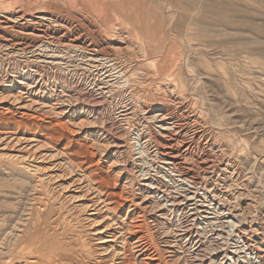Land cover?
<instances>
[{
  "label": "rangeland",
  "instance_id": "rangeland-1",
  "mask_svg": "<svg viewBox=\"0 0 264 264\" xmlns=\"http://www.w3.org/2000/svg\"><path fill=\"white\" fill-rule=\"evenodd\" d=\"M39 15L50 20L41 26ZM0 34V264L24 262L50 238L55 224L39 231L36 194L51 216L62 214L55 226L68 254L89 258L92 215L108 231L109 250L132 264L143 263L140 235L156 264L191 263L176 223L137 176L151 159L137 157L140 144L185 145L190 137L195 152L185 157L204 168L208 210L225 206L219 212L249 230L264 259V0H0ZM160 110L167 132L149 121ZM21 215V240L2 247L3 231ZM138 220L142 231L129 230ZM228 236L225 227L220 240ZM249 257L226 264H258Z\"/></svg>",
  "mask_w": 264,
  "mask_h": 264
},
{
  "label": "bare ground",
  "instance_id": "bare-ground-1",
  "mask_svg": "<svg viewBox=\"0 0 264 264\" xmlns=\"http://www.w3.org/2000/svg\"><path fill=\"white\" fill-rule=\"evenodd\" d=\"M23 16V15H22ZM18 17L19 20L22 17ZM26 16V15H25ZM36 17V16H35ZM25 18V17H24ZM37 20H39V24H47L50 20V17L45 15H39L36 17ZM29 19V18H28ZM21 20H23L21 18ZM27 20V19H26ZM25 20V21H26ZM2 22V21H1ZM17 22V21H16ZM20 22V21H19ZM35 22V21H34ZM52 22V20H51ZM50 22V23H51ZM30 23V22H28ZM33 23V22H32ZM27 24V23H26ZM28 25V24H27ZM26 25V26H27ZM52 25V24H51ZM55 25V24H54ZM57 25V24H56ZM61 25V24H60ZM25 26V25H24ZM40 26V27H41ZM36 27V26H35ZM52 27H54L52 25ZM56 27V26H55ZM34 28V27H33ZM49 28V27H48ZM58 28V27H57ZM53 29V28H52ZM59 29V28H58ZM45 32V30H44ZM27 33V32H26ZM46 33V32H45ZM29 34V33H28ZM1 35V34H0ZM2 36V35H1ZM0 36V37H1ZM5 39V38H4ZM8 39V38H7ZM10 39V38H9ZM26 39V38H25ZM48 39V38H47ZM6 41V40H5ZM9 41V40H8ZM15 41V40H14ZM34 41V40H33ZM22 42V41H20ZM54 42V41H49ZM18 43V42H17ZM61 43V42H60ZM59 42L55 41V44H60ZM63 43V42H62ZM27 44V43H26ZM29 44V43H28ZM34 44V43H33ZM19 44L16 45V47ZM32 45V44H31ZM78 45V44H77ZM83 45V44H82ZM81 45V46H82ZM28 46V45H27ZM24 46L21 48L23 51L22 53H30L31 48ZM41 46V45H40ZM8 47V46H7ZM11 46L9 45V48ZM25 47V48H24ZM76 47V46H75ZM12 48V47H11ZM15 48V47H14ZM13 48V49H14ZM19 48V47H18ZM17 48V49H18ZM47 48V46H46ZM50 48V47H49ZM60 48V47H59ZM58 48V49H59ZM84 48V47H83ZM16 49V50H17ZM20 49V48H19ZM40 49V48H39ZM48 49V48H47ZM56 49V48H54ZM33 50V49H32ZM44 50V48H43ZM49 50V49H48ZM51 50V49H50ZM84 50V49H83ZM87 50V48H86ZM90 50V49H89ZM42 51V50H41ZM16 52V51H15ZM37 52V51H34ZM43 52V51H42ZM57 52V51H56ZM88 52V51H87ZM18 53V50H17ZM33 53V52H32ZM44 53V52H43ZM71 53V52H70ZM37 55L39 53H36ZM46 54V53H45ZM57 54V53H56ZM92 57H96L99 60H102L103 58L100 56H103L99 53V51L95 49H91L89 52ZM16 55V54H15ZM31 55V54H30ZM46 54L45 56H47ZM58 55V54H57ZM35 56V55H34ZM55 56V55H54ZM60 56V55H59ZM33 57V56H32ZM38 57V56H37ZM43 58V57H42ZM35 59V58H34ZM58 59V58H57ZM63 60V59H62ZM69 60V59H68ZM34 61V60H32ZM52 61V60H51ZM46 62V61H45ZM50 62V61H48ZM47 63V62H46ZM54 63V62H53ZM52 63V64H53ZM58 63V61H57ZM64 63V62H63ZM103 63V62H102ZM49 64V63H48ZM59 64V63H58ZM62 64V63H61ZM75 64V63H74ZM108 66V65H107ZM50 67V66H49ZM59 67V65H58ZM86 67V66H85ZM88 67V66H87ZM86 67V68H87ZM95 67V66H94ZM69 69V68H68ZM116 69V68H115ZM94 70V69H93ZM25 71V70H24ZM91 71V70H90ZM2 72V71H1ZM94 72V71H93ZM112 72V71H111ZM20 74V73H19ZM96 74V73H95ZM109 74V73H108ZM116 74V73H115ZM1 76V75H0ZM30 77H35L33 74H27L24 76L25 80H28ZM5 79V78H4ZM69 81V80H68ZM91 81V80H90ZM89 81V82H90ZM2 82V81H1ZM27 82V81H26ZM29 82V80H28ZM38 81L34 82V86L32 87L36 89L37 87L41 88V85L37 83ZM24 84V82H23ZM30 86V85H29ZM31 87V86H30ZM77 87V86H76ZM114 87V86H113ZM45 88V87H44ZM101 88V87H100ZM22 91V90H21ZM29 91V90H28ZM34 91V90H33ZM97 91V90H96ZM103 91V89H102ZM25 93V92H24ZM79 96H83L86 93L85 91L78 90ZM103 93V92H100ZM76 94V93H75ZM127 94V93H126ZM92 95V94H91ZM100 95V94H99ZM7 97V96H6ZM100 97V96H98ZM4 98V97H3ZM2 98V99H3ZM76 98V97H75ZM17 97H14V101L17 100ZM98 99V98H97ZM97 99H94V102L97 103ZM100 104V103H98ZM89 105V104H88ZM94 105V104H93ZM91 106V105H90ZM133 106V105H132ZM93 108H96V105L93 106ZM87 109V108H86ZM92 110V109H91ZM13 111V110H12ZM11 112V111H10ZM16 112V111H15ZM127 113V112H126ZM125 113V114H126ZM145 113V112H144ZM146 113H149L148 111ZM145 113V114H146ZM131 114V113H130ZM129 114V115H130ZM152 114V113H151ZM124 117V116H123ZM146 117V116H145ZM125 118V117H124ZM148 118V117H147ZM42 119V118H41ZM146 119V118H145ZM171 120V119H170ZM150 123H153L156 125V129H158L159 133L163 131H168L167 126H165V122L169 121L168 116L164 111H157L154 114L150 116L149 119ZM148 121V122H149ZM115 122V121H114ZM106 123V122H105ZM159 123V125L157 124ZM173 123L175 128V123ZM141 125V124H140ZM171 126V125H170ZM31 127V126H30ZM173 129V127H169V129ZM111 129V128H108ZM113 129V128H112ZM170 129V130H171ZM106 130V129H105ZM3 131V130H2ZM8 131V130H7ZM157 131V132H158ZM172 131V130H171ZM176 131V130H175ZM140 132V131H139ZM165 132V133H166ZM174 133V131H172ZM180 132V130H179ZM172 133V134H173ZM47 134V133H46ZM113 134V133H112ZM140 134V133H139ZM138 134V135H139ZM177 132L174 133L175 137L174 140L178 137ZM140 136V135H139ZM165 137L167 135H164ZM183 136V135H182ZM134 137V136H133ZM151 137V136H150ZM180 137V136H179ZM120 138V137H119ZM172 138V137H171ZM193 137H190L189 140H187V143L185 145H181L182 143H177L176 145L173 144V141L169 143V145H161L147 141L143 145L140 144L139 147V155L137 157H140V159H144L145 156L150 157V162L148 158L149 165H138V180L141 187L146 190L147 193L154 196L156 199L157 206L164 211V214L169 218V220L175 224L177 227V238L178 241L184 240V245L182 242L183 247L187 248L191 252V258L190 261L192 264H214L218 262L219 264H226L229 262V260H233L237 262L241 259V257H252L258 258V261L255 263L258 264H264L263 262V256L260 255V252L254 247L248 243V240L246 239L247 234L249 232L246 228H241V225L234 221H229L226 218V216L219 212V210L225 206L220 207V203H217L213 205V212L209 209L208 205L203 201L205 199L203 198H210L208 196V193L210 191H207L208 186L206 179L204 177V168L202 169L199 164H194L192 160H189L188 158L190 155L192 157L194 156V150L195 145L194 141L192 140ZM138 139V138H137ZM149 139V138H148ZM173 139V138H172ZM179 139V138H178ZM177 139V140H178ZM147 140V139H146ZM169 140V139H168ZM181 141V140H180ZM183 141V140H182ZM178 142V141H177ZM57 143V142H56ZM184 143V142H183ZM168 144V143H167ZM183 152V155L181 154ZM178 153V154H176ZM185 155H188L185 157ZM183 156L185 158H183ZM136 157V156H135ZM139 159V160H140ZM191 159V158H190ZM188 160V163L186 161ZM204 160V159H203ZM208 160V159H207ZM141 161V160H140ZM192 161V162H191ZM143 162V161H142ZM206 162V161H205ZM192 163V164H191ZM208 163V162H207ZM136 164V163H135ZM183 165L184 167H182ZM186 165H188L186 167ZM211 166V164H210ZM134 171V170H133ZM136 172V170H135ZM132 174V173H131ZM207 178H209L207 176ZM50 180V179H49ZM49 183V182H48ZM50 186V185H49ZM57 186V185H56ZM52 187V186H51ZM54 188V187H53ZM64 188V187H63ZM58 190V189H57ZM48 191V190H47ZM55 191V190H54ZM59 193V192H58ZM51 194V193H50ZM64 194V193H63ZM52 196V195H51ZM54 196V195H53ZM72 196V195H71ZM214 196V194H213ZM216 196V195H215ZM47 197V196H46ZM62 197V196H61ZM64 197V196H63ZM67 197V196H66ZM131 197V196H130ZM220 197V196H219ZM35 202H37V211L35 210V214H37L39 217L42 216L44 219V226L39 228V231L42 232L48 228L47 222H52V224L58 225L60 219L62 218V214H58L55 216L50 215V211L47 209V202L44 201V199L36 194V197H33ZM49 198V197H48ZM65 198V197H64ZM69 198V197H68ZM63 199V198H62ZM215 198H211V200L214 201ZM217 199V197H216ZM70 200V199H69ZM222 200V199H221ZM58 201V200H57ZM56 201V203H57ZM218 201V200H217ZM73 202V201H72ZM237 202V200H236ZM30 203V202H29ZM72 204V203H71ZM96 204V203H94ZM93 204V206H95ZM190 204L192 212L188 213L187 205ZM223 204V203H222ZM58 206V205H56ZM71 206V205H70ZM79 206V205H78ZM86 206V205H85ZM77 207V205H76ZM81 207V206H80ZM79 207V208H80ZM189 207V208H190ZM58 208H60L58 206ZM84 208V207H83ZM87 209V208H86ZM97 209V208H96ZM95 209V210H96ZM101 209V208H100ZM27 210V209H26ZM51 210V209H50ZM55 210V209H54ZM81 210V209H79ZM34 209L32 208L30 210V214ZM101 211V210H100ZM215 211V212H214ZM218 211V212H217ZM27 212V211H26ZM37 212V213H36ZM54 212V211H53ZM179 212V214H178ZM253 212V211H252ZM14 213V212H13ZM12 213V214H13ZM41 213V214H40ZM86 213V212H84ZM92 213V212H90ZM89 213V215H90ZM225 213V212H224ZM22 214V213H21ZM76 214V213H75ZM94 214V213H92ZM190 214V215H189ZM212 214V215H211ZM221 215L223 218V225L216 226V220L219 218L217 215ZM226 214V213H225ZM17 215V214H16ZM82 215V214H81ZM85 215V214H84ZM183 215V216H181ZM234 219H237L236 215L234 216ZM127 216V215H126ZM25 215L19 216V218H15L13 225L7 227L3 231V236H1L2 239V247L6 248L10 241L17 242L21 240V233L23 231V227L26 224V219L24 218ZM66 217V215H65ZM84 217V216H83ZM95 217V216H94ZM64 218V217H63ZM73 218V217H72ZM28 219V218H27ZM30 219V218H29ZM37 219V218H36ZM71 219V217L69 218ZM87 219L90 221L88 225L89 228V237H90V245L88 248L87 253L85 255L89 258L85 259L81 256L83 255H75L74 252H71L68 254L69 249L64 244L65 241H62L58 237V230L55 225L49 226L48 229L51 231L50 238L45 240L43 243H39L36 247V250L34 251V255H32L29 259H26L22 263H11L10 261L6 262L5 264H132L130 259L126 256H123L120 258L119 254L120 251H118L116 248H113L112 250H109V247H114L113 244L110 246H106L107 237L104 235L106 232H108L106 229H100L95 227V219L92 215L88 216ZM143 219V218H139ZM62 220V219H61ZM238 220V219H237ZM67 221V220H66ZM218 221V220H217ZM3 222V221H2ZM87 222V221H86ZM219 222V221H218ZM38 223V222H37ZM129 223V222H128ZM2 224V223H1ZM6 224V222L4 223ZM27 225V224H26ZM128 225V224H127ZM66 226V225H65ZM79 226V225H78ZM82 226V225H81ZM98 226V225H97ZM129 230H133L134 232H141L142 228V221L138 220L137 222H134V224L129 223ZM221 226V228H220ZM35 227V226H34ZM77 227V226H76ZM106 228H109L110 226L106 225ZM223 227V228H222ZM225 227H228L229 236L224 239L222 238V233L225 231ZM71 228V227H69ZM74 228V227H73ZM87 228V227H86ZM230 228H234L232 231ZM79 229V228H78ZM175 230V229H174ZM131 231V232H133ZM49 233V232H48ZM67 233V232H66ZM65 233V234H66ZM47 234V232H46ZM27 235V234H26ZM25 235V236H26ZM75 235V234H74ZM34 236V235H33ZM45 236V235H44ZM43 236V237H44ZM47 236V235H46ZM45 236V237H46ZM71 236V235H70ZM83 236V235H82ZM69 237V236H68ZM112 237L116 240V234H113ZM138 238L135 240V247L138 248L139 254L143 255L142 262L144 264H156V262L160 259L157 258V256L149 255L148 253V246L145 243L144 237L142 235L137 236ZM176 237V236H175ZM209 238V241L207 238ZM23 238V237H22ZM73 238V237H72ZM250 238V237H249ZM81 239V238H80ZM127 239V237H124V241ZM67 240V239H66ZM82 240V239H81ZM128 241V240H127ZM231 241V243H230ZM82 242V241H81ZM28 243V242H27ZM29 244V243H28ZM27 244V245H28ZM73 244V243H72ZM15 245V244H14ZM81 245V244H80ZM79 245V246H80ZM26 246V245H25ZM70 246V245H69ZM230 246H232V250H230ZM22 247V246H21ZM25 248V247H23ZM136 248V249H137ZM184 248V249H185ZM123 249V248H122ZM185 249V252L186 250ZM17 250V249H16ZM154 250V249H153ZM187 250V251H188ZM2 251V250H1ZM18 251V250H17ZM24 251V249H23ZM23 253V252H22ZM76 253V252H75ZM188 253V252H187ZM245 255H242V254ZM2 254V253H1ZM189 254V253H188ZM4 255V254H3ZM157 255V254H156ZM7 256V255H6ZM134 257V256H133ZM249 257V258H250ZM25 258V257H24ZM186 259V258H185ZM22 260V259H21ZM19 260V261H21ZM24 260V259H23ZM140 260V259H139ZM155 260V261H154ZM172 264H176V259H171ZM188 260V259H187ZM187 262V264H191L190 262ZM18 261V262H19ZM141 261V260H140ZM16 262V261H15ZM160 262V261H159ZM250 262V261H249ZM142 263V264H143ZM141 264V262H140ZM158 264V263H157Z\"/></svg>",
  "mask_w": 264,
  "mask_h": 264
}]
</instances>
